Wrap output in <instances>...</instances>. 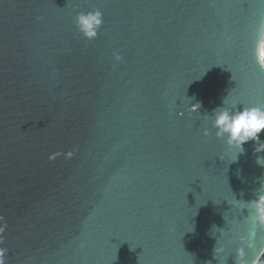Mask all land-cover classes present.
Masks as SVG:
<instances>
[{
    "label": "water",
    "instance_id": "obj_1",
    "mask_svg": "<svg viewBox=\"0 0 264 264\" xmlns=\"http://www.w3.org/2000/svg\"><path fill=\"white\" fill-rule=\"evenodd\" d=\"M261 21L264 0H0L3 264H251L264 139L214 121L264 105Z\"/></svg>",
    "mask_w": 264,
    "mask_h": 264
},
{
    "label": "clouds",
    "instance_id": "obj_2",
    "mask_svg": "<svg viewBox=\"0 0 264 264\" xmlns=\"http://www.w3.org/2000/svg\"><path fill=\"white\" fill-rule=\"evenodd\" d=\"M101 13L95 10L91 13H78L76 23L81 30L88 36L92 37L95 33V28L101 24ZM256 47L255 54L258 63L264 67V21H261L256 28ZM198 105H193V111ZM214 125L217 128V135H228V143L235 144L240 147L249 139L260 140L264 139V105L246 107L240 111L230 112L221 110L217 112ZM264 149V143L257 147V151ZM257 215L253 217L254 222H257L261 228H264V194H261L255 202ZM255 232L250 233L254 236ZM251 247V244H249ZM237 255L241 258L242 264H247L243 260V250L238 249ZM0 264H3L0 259ZM251 264H264V249L256 259L251 261Z\"/></svg>",
    "mask_w": 264,
    "mask_h": 264
}]
</instances>
